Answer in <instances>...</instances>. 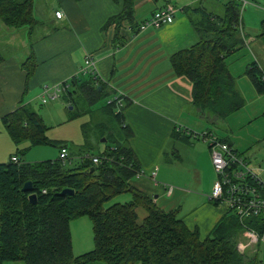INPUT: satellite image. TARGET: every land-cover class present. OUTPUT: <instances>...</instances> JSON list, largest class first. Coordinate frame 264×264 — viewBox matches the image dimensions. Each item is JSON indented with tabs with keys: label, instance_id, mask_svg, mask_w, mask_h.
<instances>
[{
	"label": "trees",
	"instance_id": "trees-1",
	"mask_svg": "<svg viewBox=\"0 0 264 264\" xmlns=\"http://www.w3.org/2000/svg\"><path fill=\"white\" fill-rule=\"evenodd\" d=\"M241 4V0H227L220 16L201 10L202 17L195 23L200 41L171 57L176 74L193 84L192 103L217 120L226 119L245 105L226 63L229 55L245 45ZM0 19L8 27L32 26L36 21L33 0H0ZM125 19L135 24L133 0H125L122 13L112 16L108 23L120 24ZM24 66L32 75L34 57ZM246 75L257 91L264 93V68L258 61L247 67ZM64 83L68 88L62 93L63 99L73 107L70 119L91 116L82 126L85 142L76 161L69 153L66 159L59 156L26 162L19 157L25 149H17L14 155L19 162L10 159L0 163V264H264L257 254L247 256L237 248L244 223L258 227L262 219H242L229 209L201 239L198 230L186 225L178 209H162L131 184L140 164L129 145L133 131L122 112L129 102L122 101L119 106L112 100L105 107L95 108L100 99L110 95L103 83L91 75ZM3 122L17 145L28 140L31 146L68 148L67 142L47 135L49 127L30 105L4 116ZM90 129L95 145L89 141ZM102 137L106 138L104 147L90 153L99 147ZM90 155L98 156L100 162L95 163ZM27 181L32 182L31 191L22 189ZM65 188L73 193H61ZM127 192L132 194L131 200L105 207L113 197ZM31 194H36V202L30 200ZM138 206L148 212L142 222L138 221ZM85 216L92 222L94 248L75 255L70 223Z\"/></svg>",
	"mask_w": 264,
	"mask_h": 264
},
{
	"label": "crops",
	"instance_id": "crops-1",
	"mask_svg": "<svg viewBox=\"0 0 264 264\" xmlns=\"http://www.w3.org/2000/svg\"><path fill=\"white\" fill-rule=\"evenodd\" d=\"M38 1L33 0L36 21L32 26L8 27L0 19V163L9 162L17 149H25L24 155L19 157L26 162H34L37 160L34 156L40 153L27 155L35 147L28 140L18 145L14 142L3 122L4 116L23 105H30L44 120L45 116L36 104L38 100L41 105L49 103L42 101L45 85L91 75L106 86L110 93L108 102L116 97L129 102L122 109L125 123L133 131L129 145L145 173L134 177L131 184L162 209H178L186 225L191 230H198L201 239L206 238L227 211L224 205L211 201L202 189L204 169L213 167L210 146L206 145L208 141L195 146L201 155L192 159L194 174L190 177L178 173L180 169L176 166L179 165L175 166V173H169L168 165L163 166V162L183 163L182 154L177 149L170 151V145L178 143L185 148L191 147L193 139H199L194 136L197 130L203 135L222 138L243 154L233 140V115L244 109L249 94L252 103L247 118L252 125H257L264 114V93H259L246 75L247 67L255 60L247 62L244 71L233 72V56L241 49L229 55L226 63L236 78V87L244 97L245 105L226 118L229 127L216 128L213 124L218 118L202 113L192 103L193 84L187 77L176 74L171 57L200 41L195 23L202 17L201 10L214 16L223 15L227 1L222 4V0H133L135 24L126 19L120 24L108 23L112 16L122 13L125 0H49L42 7ZM167 5L175 9L173 22L142 28L146 20ZM57 11L62 12L61 17L57 16ZM89 55L93 65L89 73H84ZM31 56L36 66L29 76L24 65ZM245 77L253 88L245 87ZM82 126L83 123L81 130ZM188 150L189 157L195 156L188 154ZM77 151L80 152V148ZM215 177L211 172L213 183ZM171 181L184 187L169 186ZM136 212L139 222L148 215L142 206H138ZM80 246L88 250L90 243L82 241Z\"/></svg>",
	"mask_w": 264,
	"mask_h": 264
},
{
	"label": "rangeland",
	"instance_id": "rangeland-1",
	"mask_svg": "<svg viewBox=\"0 0 264 264\" xmlns=\"http://www.w3.org/2000/svg\"><path fill=\"white\" fill-rule=\"evenodd\" d=\"M227 0H222V4H224ZM44 2L47 3L49 0H39L38 4L42 7L44 5ZM241 15H242V26H243V36H244V42L245 45L237 53L233 56L232 60V67L233 72L237 71H244V67L247 62L252 60H257L262 67H264V0H241ZM197 18V15L195 16ZM34 37H32L33 39ZM246 78V77H245ZM247 83H245V87L248 86L253 88L250 81L246 78ZM244 89V88H243ZM246 92V91H245ZM249 93V92H247ZM247 104L245 105L244 109L242 111H239L235 115H233V126L231 129L233 140L235 142V145L238 147L240 151L243 152V156H247L248 161L250 162L251 166L257 170L259 175L264 179V136H262L263 133V127H264V114L260 116V121L257 125L253 124L252 122L248 121L247 116H249V106L252 103V98H249V94H247ZM108 102V96L100 99V101L95 105V108L97 107H105ZM41 100L37 101L36 106L38 107L41 114H44L45 118L44 121L49 127L47 131V135L52 137L51 139H54L58 142H67L68 143V151L70 154L73 155L72 160L76 161L78 160V156L76 155V151L84 144V134L81 130V125L84 122L90 121L91 116L89 114L87 115H81L79 117L70 119V113L73 111L69 104H66L65 99L57 98L55 100H50L49 103L41 105ZM254 105L256 109L258 108V103H255ZM264 110V108H263ZM261 113V111H260ZM99 116L98 112L94 115L96 118ZM227 122L229 123V119L226 120H218L213 125L216 126V128L223 129L225 125H227ZM228 126V125H227ZM229 127V126H228ZM197 138L193 139V144L190 145L191 147L186 146L183 147L181 144L174 143L170 145V151L177 149L182 154L184 158V162H177V161H167L163 162V166L168 165V171L169 173H175V166L178 167L180 170L178 171L179 174H182L183 176L190 177L192 174H194V163L192 161L193 158H198L201 154L199 150H195V146H199L197 144H205L204 140L206 138L202 134V131H196ZM95 134H93L92 129H90V138L89 141L92 145H95L96 138L94 137ZM105 137L101 138L102 142L100 143L99 147H96L95 149H91L92 151L90 153H96L99 151V149H102L103 140ZM208 141V140H207ZM208 146L209 144L206 143ZM186 149H189L188 154L192 153L195 156L189 157L186 153ZM39 151L40 153L34 157L37 160L33 161H44V160H52L57 159L60 156V150L58 147L54 145H44V146H35L32 148V150L27 152V155L32 156L35 152ZM78 152V151H77ZM76 153V154H75ZM212 162V160H211ZM204 163V162H202ZM201 163V164H202ZM260 167L263 169L260 170ZM210 171V172H209ZM211 172H213V175L216 176L217 174L214 170V167L212 169L208 170V167L204 169V181L202 184V189L207 193V195H211L213 191V182L210 179ZM160 179V178H159ZM168 185H173L175 188L177 187L179 189L183 188L184 186H176L172 181L168 182ZM177 189H175V195L177 194ZM132 199L131 193H121L115 197H113L110 201H108L105 204V207H108L114 203L120 202L124 203ZM83 222H86L83 223ZM71 226V232L73 235V242H74V253L76 255H80L82 253H85L87 251H90L94 248V240H93V231H92V222L91 220L85 216L78 219H74L70 223ZM244 233V228L240 234L239 241L242 240V244L245 243L247 240L244 239V236H242ZM88 242L90 243V246L87 249H81V242ZM238 241V243H239ZM238 250L239 247L237 246ZM240 251V250H239ZM240 253L247 255V256H253L256 255L260 260L264 261V242L260 243L259 245L255 246H248L243 252L240 251ZM11 264H18L15 262H11ZM102 264V263H101Z\"/></svg>",
	"mask_w": 264,
	"mask_h": 264
},
{
	"label": "built area",
	"instance_id": "built-area-1",
	"mask_svg": "<svg viewBox=\"0 0 264 264\" xmlns=\"http://www.w3.org/2000/svg\"><path fill=\"white\" fill-rule=\"evenodd\" d=\"M57 16L61 17L62 12L57 11ZM175 19V9L172 5H167L157 10L151 18L146 20L142 28L147 26L161 27L165 24L173 22ZM93 65L92 57L86 58V67L84 73H89ZM68 88L64 82L58 84L45 85L42 91V101L46 103L50 100L60 98L62 93ZM118 105H122L120 98H114ZM208 140L211 159L214 170L217 174L213 191L209 198L215 203L222 204L227 210L231 209L237 213L242 219L245 217H258L262 219L258 228L256 225L244 223V239L245 243L239 241L238 247L243 252L248 246H257L264 242V179L254 169L248 159L238 153L236 149L227 142H223L219 137L204 134ZM60 157L66 159L69 157L67 148H61ZM95 163L100 162V158L95 155L89 156ZM11 160L19 162V157L13 155ZM262 168L260 167V170ZM263 170V169H262ZM143 170H138L136 176L144 175ZM155 175V172H153ZM170 192L172 187L169 188Z\"/></svg>",
	"mask_w": 264,
	"mask_h": 264
},
{
	"label": "water",
	"instance_id": "water-1",
	"mask_svg": "<svg viewBox=\"0 0 264 264\" xmlns=\"http://www.w3.org/2000/svg\"><path fill=\"white\" fill-rule=\"evenodd\" d=\"M70 108H72V106H70ZM105 140V139H104ZM94 168L92 167V170H93ZM22 189L24 190V191H31L32 190V182L31 181H27L24 185H23V187H22ZM61 193H63V194H69V193H73V190L72 189H70V188H65V189H63L62 190V192ZM29 198H30V200L32 201V202H36V198H37V196H36V194H31L30 196H29Z\"/></svg>",
	"mask_w": 264,
	"mask_h": 264
}]
</instances>
